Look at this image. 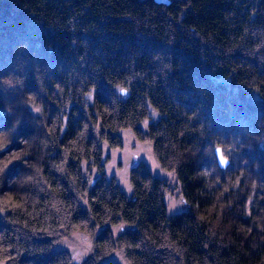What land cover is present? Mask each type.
<instances>
[{
	"label": "trees",
	"instance_id": "obj_1",
	"mask_svg": "<svg viewBox=\"0 0 264 264\" xmlns=\"http://www.w3.org/2000/svg\"><path fill=\"white\" fill-rule=\"evenodd\" d=\"M124 130L175 188L110 176ZM74 231L75 264H264V0H0V261L74 264Z\"/></svg>",
	"mask_w": 264,
	"mask_h": 264
},
{
	"label": "rangeland",
	"instance_id": "obj_2",
	"mask_svg": "<svg viewBox=\"0 0 264 264\" xmlns=\"http://www.w3.org/2000/svg\"><path fill=\"white\" fill-rule=\"evenodd\" d=\"M124 144L119 149H109L106 142H103L105 153L109 155L106 161L107 172L115 177L120 185L130 191V169L140 160L145 161L154 174L159 177L168 178L172 187L177 186L172 179V173L164 170L157 161L153 146L149 142H142L135 137L130 130H124ZM183 202L178 196H173L170 201V211L181 210ZM55 248H65L71 251L74 264L79 263L84 258L93 253V240L90 236L80 231H74L72 234L59 238ZM105 263L111 264H130L121 252H113L102 259ZM0 264H6L0 261Z\"/></svg>",
	"mask_w": 264,
	"mask_h": 264
},
{
	"label": "water",
	"instance_id": "obj_3",
	"mask_svg": "<svg viewBox=\"0 0 264 264\" xmlns=\"http://www.w3.org/2000/svg\"><path fill=\"white\" fill-rule=\"evenodd\" d=\"M155 1L158 3H164V4H170L171 3V0H155ZM122 93L126 94L127 90L125 92H122ZM215 153H216V158H217V162H218L219 166L221 168H226L230 163V159L224 155L222 147L218 146L215 149ZM222 158H223V162H222Z\"/></svg>",
	"mask_w": 264,
	"mask_h": 264
},
{
	"label": "snow or ice",
	"instance_id": "obj_4",
	"mask_svg": "<svg viewBox=\"0 0 264 264\" xmlns=\"http://www.w3.org/2000/svg\"><path fill=\"white\" fill-rule=\"evenodd\" d=\"M126 91V89H121V92H125ZM40 109L39 108H37L36 109V111H39ZM222 162H223V158H222Z\"/></svg>",
	"mask_w": 264,
	"mask_h": 264
}]
</instances>
